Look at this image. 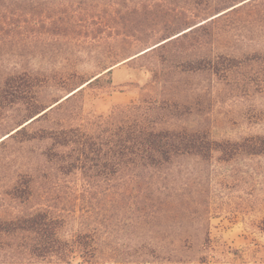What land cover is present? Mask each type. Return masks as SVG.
Returning <instances> with one entry per match:
<instances>
[{
    "label": "rangeland",
    "instance_id": "1",
    "mask_svg": "<svg viewBox=\"0 0 264 264\" xmlns=\"http://www.w3.org/2000/svg\"><path fill=\"white\" fill-rule=\"evenodd\" d=\"M239 1L0 0V57H26L29 70L43 82L36 88L43 107L114 65L110 74L84 85L73 102L83 117L147 99L160 107L167 104L160 111L169 116L166 126L171 129L205 131L217 142L248 144L251 137L264 136L262 0L238 9L212 27L188 33L163 50L126 60ZM108 52L113 54L112 61L99 63ZM12 62L4 63L0 72L13 70ZM7 108V113L0 111V139L21 121L2 122L13 111L12 106ZM39 150L35 142L18 138L0 143V264H20L10 253L24 245L25 234L12 232L7 222L11 218L40 208L62 215L81 211V201H75V190L84 180L80 174L62 177L64 182L59 185L58 180L47 182L39 177L28 201L12 195L17 173L13 171L16 166H23L24 171L42 163ZM186 163L184 166H194V161ZM204 167L209 191L208 241L202 249L192 246L180 251L186 256L183 261L264 264V152L251 154L245 148L214 151ZM101 180V176L92 178L99 184ZM99 191L101 188L98 198ZM202 226L185 217L176 228L195 231ZM76 228L69 219L60 234L67 238ZM154 230L146 228L143 241L137 239L136 230L113 233L124 257L106 263L95 258L88 264H172L177 258L169 254L173 248L181 249V242L174 247L166 234L162 237ZM150 236L155 237L148 241ZM70 260L83 264L77 255Z\"/></svg>",
    "mask_w": 264,
    "mask_h": 264
},
{
    "label": "trees",
    "instance_id": "2",
    "mask_svg": "<svg viewBox=\"0 0 264 264\" xmlns=\"http://www.w3.org/2000/svg\"><path fill=\"white\" fill-rule=\"evenodd\" d=\"M257 1L241 0L135 57L163 50L188 33L212 27ZM261 2L264 8V0ZM112 57L108 52L98 62L109 63ZM10 59L15 65L13 70L0 72V111L7 113V106H12V113L5 115L2 122L21 121L0 143L17 138L26 143L35 142L42 161L24 171L23 166H16L12 195L28 201L35 193L33 185L39 177L47 182L58 180V185L64 182L62 177L70 174H80L84 179L75 190V201L82 204L79 213L72 210L71 214L62 215L40 208L7 221L12 232L25 234L24 245L12 250L11 258L19 259L16 262L20 264H72L70 258L74 255L83 264L95 258L104 259L105 263L120 261L124 253L121 254L112 239L113 233L136 230L139 237L136 238L143 241L146 228H154L162 237L166 234V240L174 247L181 242V249L173 248L169 254L177 258L172 264H185L186 256L180 255V251L206 246L210 212L206 206L209 191L204 184V166L211 161L214 151L234 152L245 148L251 154L264 152V136L251 137L250 143L240 145L217 142L205 131L171 129L166 126L169 116L160 111L167 104L164 102L160 107L147 99L115 105L106 114L83 117L73 102L84 85L98 82L111 73L114 65L43 107L42 96L36 89L43 83L41 77L32 74L28 60L22 55L9 60L0 57V70ZM189 160L194 161L191 168L184 166ZM98 176L102 177L101 184L92 181ZM100 188L101 198H98ZM185 217L203 226L195 231L176 228ZM69 219L77 228L66 238L60 232ZM143 254L142 251L137 255Z\"/></svg>",
    "mask_w": 264,
    "mask_h": 264
},
{
    "label": "water",
    "instance_id": "3",
    "mask_svg": "<svg viewBox=\"0 0 264 264\" xmlns=\"http://www.w3.org/2000/svg\"><path fill=\"white\" fill-rule=\"evenodd\" d=\"M172 37H174V36H172ZM168 39H169V38H168ZM163 41H164V40H163ZM163 41L161 40V42L155 43V44H153V45H151V46H149V47H146V48L142 49L141 51H139V52L133 54L132 56H130L129 58H127L126 60H129V59H131V58H133V57H135V56H137V55H139V54H141V53H143V52L149 50L150 48H152V47L158 45L159 43H162ZM126 60H124V61H126ZM67 94H68V93H67ZM14 130H15V129H13V130L10 131L9 133L5 134L0 140H2L3 138H5L6 136H8V135H9L10 133H12Z\"/></svg>",
    "mask_w": 264,
    "mask_h": 264
}]
</instances>
